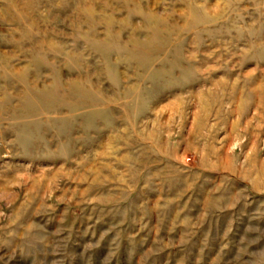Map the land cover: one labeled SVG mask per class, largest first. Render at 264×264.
Returning a JSON list of instances; mask_svg holds the SVG:
<instances>
[{
    "label": "rangeland",
    "instance_id": "1",
    "mask_svg": "<svg viewBox=\"0 0 264 264\" xmlns=\"http://www.w3.org/2000/svg\"><path fill=\"white\" fill-rule=\"evenodd\" d=\"M0 264H264V0H0Z\"/></svg>",
    "mask_w": 264,
    "mask_h": 264
}]
</instances>
